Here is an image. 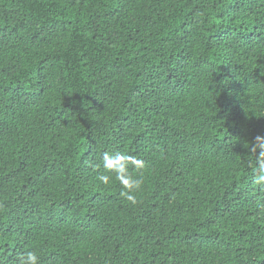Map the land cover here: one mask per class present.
I'll return each instance as SVG.
<instances>
[{
    "label": "trees",
    "instance_id": "16d2710c",
    "mask_svg": "<svg viewBox=\"0 0 264 264\" xmlns=\"http://www.w3.org/2000/svg\"><path fill=\"white\" fill-rule=\"evenodd\" d=\"M258 135L264 0H0V264H264Z\"/></svg>",
    "mask_w": 264,
    "mask_h": 264
},
{
    "label": "clouds",
    "instance_id": "9594fccd",
    "mask_svg": "<svg viewBox=\"0 0 264 264\" xmlns=\"http://www.w3.org/2000/svg\"><path fill=\"white\" fill-rule=\"evenodd\" d=\"M250 151L256 155L257 172L254 183L264 187V136H256L255 142L250 145ZM101 166L104 172L98 175V180L105 185L113 179L119 181L120 196L135 205L138 202L135 193L143 183L138 173L144 167V161L130 154L105 151L101 164L96 167L99 169ZM20 264H40V256L35 250L26 251L20 257Z\"/></svg>",
    "mask_w": 264,
    "mask_h": 264
}]
</instances>
